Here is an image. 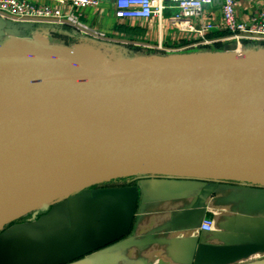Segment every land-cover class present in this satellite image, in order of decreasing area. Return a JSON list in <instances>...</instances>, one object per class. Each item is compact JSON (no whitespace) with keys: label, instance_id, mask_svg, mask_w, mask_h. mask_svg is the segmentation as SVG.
Returning a JSON list of instances; mask_svg holds the SVG:
<instances>
[{"label":"water","instance_id":"water-1","mask_svg":"<svg viewBox=\"0 0 264 264\" xmlns=\"http://www.w3.org/2000/svg\"><path fill=\"white\" fill-rule=\"evenodd\" d=\"M0 24V230L124 178L203 181L200 207L219 182L264 189L262 44L143 57L71 29L91 55Z\"/></svg>","mask_w":264,"mask_h":264},{"label":"crops","instance_id":"crops-1","mask_svg":"<svg viewBox=\"0 0 264 264\" xmlns=\"http://www.w3.org/2000/svg\"><path fill=\"white\" fill-rule=\"evenodd\" d=\"M220 7L221 0H215L204 19L219 22ZM62 9L68 11L69 6ZM262 11L264 0H236L242 20ZM80 14L115 46L135 41L137 56L167 54L148 48L155 47L159 37L165 49L188 44L186 35L168 25L172 9L159 24L118 21L113 0H100ZM57 27L37 23L11 26V31L21 38L80 46L91 55L94 50L104 53L96 43L80 41L71 30L60 32ZM106 53L112 58L123 55L118 49ZM206 185L200 180L132 177L91 187L85 190L89 198L77 194L73 204L55 202L0 230V264H264V189L219 182L200 207ZM205 219L212 223L208 232L200 229Z\"/></svg>","mask_w":264,"mask_h":264},{"label":"built area","instance_id":"built-area-1","mask_svg":"<svg viewBox=\"0 0 264 264\" xmlns=\"http://www.w3.org/2000/svg\"><path fill=\"white\" fill-rule=\"evenodd\" d=\"M214 1L113 0L114 17L122 22L155 20L159 24L166 10H175L168 25L186 35L188 44L165 49L159 37L154 49L167 54L187 53L214 43L234 44L236 50H240L245 43H264V11L252 15L248 20H242L236 14V0H221L219 22L204 19L206 9L213 5ZM99 3L100 0H52L51 4L44 5L18 0H0V19L17 24L49 23L65 26L91 39L109 41L106 33L90 27L81 19L80 11L96 7ZM65 4L69 6L68 11L62 9ZM219 31L227 33V36L207 39L208 34ZM211 227V221L205 219L200 229L208 232Z\"/></svg>","mask_w":264,"mask_h":264},{"label":"trees","instance_id":"trees-1","mask_svg":"<svg viewBox=\"0 0 264 264\" xmlns=\"http://www.w3.org/2000/svg\"><path fill=\"white\" fill-rule=\"evenodd\" d=\"M60 29H61L60 32H68V33L71 30L69 27H65V26L60 28ZM126 32H128V31H126ZM225 36H227V33H225V32H211L206 37H207V39H219V38H222V37H225ZM246 44H248V43H246ZM262 45H264V43ZM223 46H224V43H214L211 46L200 48L199 50H207V51H211V52H219V51L223 50Z\"/></svg>","mask_w":264,"mask_h":264},{"label":"rangeland","instance_id":"rangeland-1","mask_svg":"<svg viewBox=\"0 0 264 264\" xmlns=\"http://www.w3.org/2000/svg\"><path fill=\"white\" fill-rule=\"evenodd\" d=\"M125 44H123L121 47L125 50V51H133V50H135L136 48H135V45H136V42L135 41H132V40H130V41H126V42H124ZM140 44V43H139ZM138 44V45H139ZM142 45V44H141ZM230 45V44H229ZM225 46H223V48H224ZM150 48H154V47H150Z\"/></svg>","mask_w":264,"mask_h":264}]
</instances>
